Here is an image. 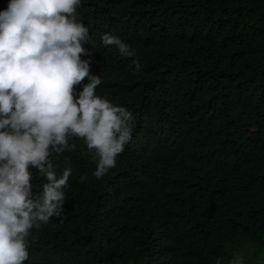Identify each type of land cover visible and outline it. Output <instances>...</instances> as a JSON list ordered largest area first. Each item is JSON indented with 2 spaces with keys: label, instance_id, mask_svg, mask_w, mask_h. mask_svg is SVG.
I'll return each mask as SVG.
<instances>
[{
  "label": "trees",
  "instance_id": "trees-1",
  "mask_svg": "<svg viewBox=\"0 0 264 264\" xmlns=\"http://www.w3.org/2000/svg\"><path fill=\"white\" fill-rule=\"evenodd\" d=\"M77 15L91 36L81 59L102 79L95 94L130 111L134 130L101 180L84 139L53 154L58 177L72 169L63 213L31 230L24 264H230L245 244L260 253L264 0H82ZM29 171L39 198L46 178Z\"/></svg>",
  "mask_w": 264,
  "mask_h": 264
},
{
  "label": "clouds",
  "instance_id": "clouds-1",
  "mask_svg": "<svg viewBox=\"0 0 264 264\" xmlns=\"http://www.w3.org/2000/svg\"><path fill=\"white\" fill-rule=\"evenodd\" d=\"M81 6L82 0H9L0 11V264L29 260L31 230L63 213L72 169L58 177L53 154L74 150L70 137L84 139L95 153L93 176L101 180L134 130L130 111L95 94L102 79L81 59L91 40L89 27L78 19ZM101 39L124 57L137 55L118 37ZM133 64L141 70L135 59ZM85 79L77 95L75 86ZM30 168L47 181L39 198ZM230 264H243L242 257Z\"/></svg>",
  "mask_w": 264,
  "mask_h": 264
},
{
  "label": "rangeland",
  "instance_id": "rangeland-1",
  "mask_svg": "<svg viewBox=\"0 0 264 264\" xmlns=\"http://www.w3.org/2000/svg\"><path fill=\"white\" fill-rule=\"evenodd\" d=\"M261 250L257 254L252 244H245L237 255L242 257L243 264H264V248Z\"/></svg>",
  "mask_w": 264,
  "mask_h": 264
}]
</instances>
